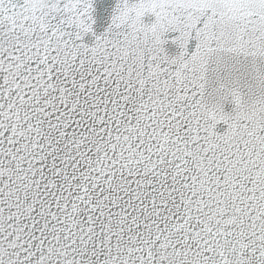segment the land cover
Here are the masks:
<instances>
[{
    "label": "snow or ice",
    "instance_id": "obj_1",
    "mask_svg": "<svg viewBox=\"0 0 264 264\" xmlns=\"http://www.w3.org/2000/svg\"><path fill=\"white\" fill-rule=\"evenodd\" d=\"M0 264H264V0H0Z\"/></svg>",
    "mask_w": 264,
    "mask_h": 264
}]
</instances>
